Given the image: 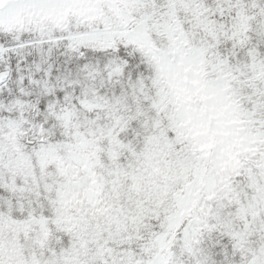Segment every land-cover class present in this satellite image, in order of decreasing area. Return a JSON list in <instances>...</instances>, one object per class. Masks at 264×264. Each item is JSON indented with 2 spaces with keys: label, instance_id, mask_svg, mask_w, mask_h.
<instances>
[{
  "label": "snow or ice",
  "instance_id": "snow-or-ice-1",
  "mask_svg": "<svg viewBox=\"0 0 264 264\" xmlns=\"http://www.w3.org/2000/svg\"><path fill=\"white\" fill-rule=\"evenodd\" d=\"M0 264H264V0H0Z\"/></svg>",
  "mask_w": 264,
  "mask_h": 264
}]
</instances>
